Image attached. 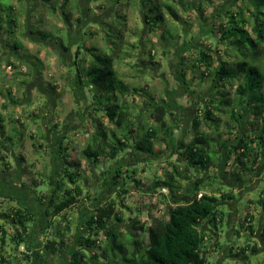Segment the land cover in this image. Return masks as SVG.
<instances>
[{
	"label": "trees",
	"instance_id": "1",
	"mask_svg": "<svg viewBox=\"0 0 264 264\" xmlns=\"http://www.w3.org/2000/svg\"><path fill=\"white\" fill-rule=\"evenodd\" d=\"M19 1L22 2V0ZM41 1L44 6L48 5L51 14L60 12L65 17V21L69 22L71 9H73L69 0H61L58 5L57 0L50 4L51 0ZM198 1V3L204 2V5L207 6L210 4V0ZM242 1L252 8V11H249L252 18L251 31L246 29L250 23L248 19L244 18V12L241 8L238 11H230L225 20L222 16L215 18L219 27L216 34L217 41L220 45L225 44L224 54L232 57L233 61L231 63L219 61L214 67L216 60L210 54V50L205 48L197 50L196 63H193L191 67L198 69V66H203V70L200 72L201 77L204 80L214 79L218 81L216 94L220 97L205 98L206 103L197 105L199 115H195L189 122L191 139L185 141V139L179 138L174 147H171L173 138L171 129L174 128L173 124L170 123L172 113L168 111L164 102H155L145 87L131 89L117 73L115 67L117 60L120 59L121 55L126 56L124 48L121 46L120 40L123 35L120 31L115 37H111L109 31H100L108 49L100 51L94 46L86 48L90 61L85 66L83 65L85 59L83 58L73 59L72 64H66L71 73L68 75L69 85L73 86L79 83L82 89L88 91L95 89L96 92L93 93L92 99L95 106L91 110L102 112L112 127L108 130L101 121L94 120L95 130L90 135L89 142L79 152L81 158L87 161L89 166H93L101 160L112 162L115 172L112 178L115 182L118 178L121 179L124 173L127 176L122 181L127 179L136 187L141 186L140 188H142L144 185L142 186L137 178L136 169H131V175H129L127 167L118 165L116 168L115 162L126 147L131 149L134 154H152L154 152L153 142L158 140L160 143H164L166 147L172 148L171 156L178 155L177 163L183 166L185 172L196 174L193 181L185 182L183 187L180 181L186 180V177L176 164L170 163L160 178L155 177L152 183L143 189L145 193L153 190L155 192L159 189L167 190V203L171 206L167 207L166 217L162 218L149 213L147 214V223L137 225L139 222L133 220L129 224L131 230L125 232L121 230L120 224L123 219L119 213V208H125L123 200L129 193V189L126 188L129 186V182H123L125 187L119 188L114 198L95 206L94 211L84 218L83 233H75L73 236L74 245L73 251L69 255L70 264H207L204 244L207 231L211 230L210 227L216 230L211 238L215 240V242L213 241L214 244L220 247L216 242L218 227L227 228L225 218L228 213L223 211V208L227 207L224 204L235 200V197L229 187L225 188L227 191H222L223 188L220 187L213 192L209 191L212 186L209 173L217 168L215 160L219 151L215 148H222L224 145H222V141H225L220 140L221 135L217 130L219 119L215 115L216 112L226 113L228 120L234 124L227 131V135L231 136L233 130H236L237 133L235 137L237 143L225 153V157L233 159V163H235L234 168L236 170L233 171L232 176H238V181H241L239 175L254 176L260 161L264 159V73L259 68V63L264 56V0ZM139 2L145 24L143 28L148 31L161 28L159 39L168 49L174 47L181 34L177 33L173 27L174 22L166 20L161 9L167 10L175 20L177 15L173 11L174 5L188 9L194 7L193 9H197L199 15H202V9L195 7L191 0H168L158 3V5L153 0H139ZM0 13V59L5 54L11 55V57L16 56L17 60L22 61V57L27 56V53L22 41L18 39L20 35L24 36L26 33L25 30L20 34L18 32L21 10L18 12L11 4L2 6L0 1ZM6 13L8 17L4 20ZM56 30L58 31L57 34L52 38L48 34L49 32L30 30V34L38 36L43 41L55 40L54 42L58 46L67 51L68 47L64 45L63 39L58 36L61 30ZM90 35L95 36L94 33ZM131 47L140 49V46L131 45ZM228 48L231 50L230 53H228ZM76 49V53H78V49L81 47ZM29 58L30 63L27 60L26 63L33 64L34 67H31V70L35 69L38 72L41 68V62L31 56ZM7 59L5 61L9 64ZM29 75L32 76L33 72L31 71ZM17 82L19 88H22L26 94L27 89L24 86L27 83L21 80ZM232 82H238L233 97L229 96V93L227 95L223 89H219ZM6 83L5 77L0 80V97L7 100L0 105V166L6 165L5 168L8 169L9 166L4 161L7 154H13L15 148L23 144L26 124L25 120L20 122L13 112L8 111L9 106L16 104V100L11 96L7 87L5 89L8 90H4L2 93L1 89H4ZM255 86L258 89H255ZM49 87L54 89L53 85H49ZM134 93L143 98L145 108L141 110V107V111L135 115V120L139 124L136 131H133L128 125L131 106L125 100ZM226 95L227 97H225ZM119 99L123 100L122 104L117 103ZM114 101L116 103H113ZM43 106L46 111L47 105L44 104ZM38 109L39 105L37 111ZM2 112H6L7 118ZM200 114L201 118H199ZM243 117L249 119V127L248 133L240 138L239 128ZM27 118L31 119L32 125L37 126L38 132L36 135H30V139L36 140L38 138L37 140L46 142V133L41 129L38 122L42 117L31 111ZM148 119L151 120L152 124L146 127L145 121ZM56 124H53L52 127L54 131L58 129ZM204 125L210 127L212 132L201 131ZM6 126L9 127V131L6 130ZM67 139V136H64L59 141L60 150L57 157L61 165V174L53 180L50 195L46 192L41 193V201L46 204L47 215L49 213L50 215L64 213L62 220L65 222L66 232L70 222L65 212L73 210L82 202L80 198L83 194V186L80 185V182L83 180V185L88 184L87 179L84 178V172L87 169H82L79 162L70 161L67 158L69 150ZM226 140L231 139L227 138ZM128 143L129 145H127ZM38 146L46 150V147L41 146L40 143ZM78 146V144L72 146L71 149L75 150ZM220 157L221 155L218 156V158ZM16 160L19 163L22 160L19 154L16 156ZM251 164H255L254 167ZM215 175L216 173L213 172V179L218 178ZM45 182L48 183V181ZM43 183V180L32 179L28 186L38 188ZM259 203L261 204V202ZM0 216L9 223L8 228L0 225V264H30L31 250L28 235H25L24 229L32 223V214L20 207L13 213H2ZM248 219L253 220V216L247 214L244 222ZM204 225L206 229H204ZM238 225L239 230L234 231L235 236L240 238L243 235L248 238V243L239 249L237 256V260L245 263V260L248 261V256L256 255L262 252V249L256 245L254 240L249 242V237L253 233L252 223L245 226L243 223ZM142 235L145 236V240ZM259 235L264 238L263 231H260ZM7 242L13 245L12 251L19 250V248L25 249L24 253L19 252L20 257L13 255L12 262L11 259L5 257L7 253L2 251ZM44 247L48 252L56 253L66 247V242L47 240ZM230 251L229 247V255L231 256Z\"/></svg>",
	"mask_w": 264,
	"mask_h": 264
},
{
	"label": "rangeland",
	"instance_id": "2",
	"mask_svg": "<svg viewBox=\"0 0 264 264\" xmlns=\"http://www.w3.org/2000/svg\"><path fill=\"white\" fill-rule=\"evenodd\" d=\"M0 1L2 6L11 4L18 12L21 10L18 32L20 34L25 30L26 33L24 36L20 35L18 39L22 41L27 53V56L22 57L24 61L17 60L16 56L11 57V55L5 54L0 59V80L5 77L7 82L1 91L3 93L4 90L9 89L11 96L16 100V104L9 106L8 111L13 112L20 122L25 120L26 124L23 144L15 148L14 154H7L6 160L9 161L11 170H16L15 175L22 176L21 180L27 181L28 184L32 179L43 180V192L50 195L53 180L61 174V165L57 157L60 150L59 141L62 137L67 136V144H69L67 158L70 161L79 162L82 169H87L84 172V178L87 179L88 184L83 185V180L80 182V185L83 186V194L80 198L82 202L73 210L65 212L70 222L68 231L66 232L65 222L62 220L64 213L52 215V219L48 222L49 227L42 232L40 237L56 241H59L61 237H65L66 246L71 248L75 233L82 234L84 231L82 228L84 217L82 218V215L85 211L80 212L81 208L89 210L86 213L87 215L92 213L95 206L114 198L118 189L125 187L123 182L127 183L129 181L127 179L122 181L127 176L123 173L122 178H118L115 182L112 178L115 173L112 162L101 160L99 163L89 166L87 161L81 158L79 152L89 142L90 135L95 130L94 120L101 121L108 130L112 127L102 115V112L91 110L95 106L92 100L93 93L96 92L95 89L89 91L82 89L79 83L73 86L69 85L68 75L71 73L66 64H72L73 59L83 58L85 59L83 64L85 66L90 61L86 48L94 46L100 51L108 49L100 31H109L111 37H115L120 31L123 35L120 40L122 42L121 46L124 48L126 56L121 55L120 59L117 60L115 65L117 73L131 89L145 87L155 102H164L168 111L173 115H171L170 123L174 126L171 129L173 135L171 147H174L179 138L185 139V141L191 139L189 122L195 115H199V103H206L205 98L220 97L216 94L218 81L214 79L204 80L200 75L203 66H198V69L191 67L193 63H196L197 50L199 48L209 49L210 54L216 60L214 67L219 61L231 63L233 58L224 54L225 44L220 45L217 41L216 34L219 27L215 18L222 16L225 20L230 11H238L241 8L244 12V18L249 20L250 24L246 29L250 32L252 18L249 11L251 12L252 8L242 0H210L208 6L204 5V2L198 3V0H191L195 7L202 9V15H199L197 9H193L194 7L188 9L180 5H174L173 11L177 15L176 20L171 17L167 10L161 9L166 20L174 22L173 27H175L177 33L181 34L174 47L168 49L159 39L161 28L153 31L143 28L145 24L143 23L142 7L139 0H69L73 6L69 22L65 21V17L60 12L51 14L48 5L44 6L41 0ZM53 1L51 0L49 4ZM153 1L158 5V3L167 2L168 0ZM56 3L57 5L60 4L61 0H57ZM7 17L6 13L3 19L5 20ZM56 29L61 30L58 36L63 39L64 45L68 47L67 51L58 46L54 42L55 40L43 41L38 36L30 34V30H38L44 33L49 32L48 34L52 38L58 32ZM91 33H94L95 36H91ZM131 45L140 46V49L132 48ZM79 46L81 49H78V53H76V48ZM230 51L228 48V53ZM29 56L41 62V68L38 72L35 69L31 70V67H34L33 64L26 63V60L30 61ZM5 59L13 66H9ZM259 68L264 73V56L259 63ZM31 71L33 72L32 76L29 75ZM18 80L27 83L24 86L27 89L26 94L22 88H19ZM237 83H227L219 89H223L227 92V95L229 93V96L233 97ZM49 85H53L54 89H50ZM6 87L8 89H5ZM254 88L258 89L257 86ZM125 100L131 106L128 125L133 131H136L139 124L135 120V115L145 109L144 100L135 93ZM117 101V103L122 104L123 100L119 99ZM5 102L7 100L0 97V105ZM113 103H116V101ZM44 104L47 105L46 111ZM38 105L39 109L37 111ZM31 111L42 117L38 122L41 129L46 133V142L37 140L38 138L36 140L30 139V135L38 134L37 126L32 125L31 119L27 118ZM2 113L7 118L6 112ZM215 115L219 119L217 130L221 135L220 140L225 141H222V145L224 144L222 148H215L219 151L218 156L221 155V157L218 158L217 156L215 160L217 168L209 173L212 181H210L212 186L209 191L213 192L218 187L223 188L222 191H227L225 188L229 187L232 189L235 200L224 204L227 205L223 208V211L228 213L225 218L227 228L218 227L216 242L220 247L216 246L214 244L215 240L211 238L216 230L210 227L211 230L207 231L204 244L207 264H264V240H262L264 238L259 235L260 231L264 233V159L260 161L254 176L239 175L241 181H238V176H232L233 171L236 170L234 168L235 163H233V159L225 157V153L232 145L237 143V138H235L237 133L236 130H233L231 136L227 135V131L234 124L228 120L226 113L218 111ZM199 118H201V114ZM248 120L243 117L240 121V138L248 133ZM53 124H56L58 128L55 131L52 128ZM151 124V120L145 121L146 127ZM28 125L32 126L29 127ZM6 128L9 131V127L6 126ZM201 131L211 133L212 129L204 125ZM133 135L135 136V134ZM227 138L231 140L227 141ZM39 143L41 146H45L46 150L39 147ZM77 144L79 145L78 148L72 150L71 147ZM153 151L152 154H134L131 149L126 147L115 162L116 168L118 165L127 167L129 175H131V169H136L138 172L137 178L141 185H144L140 188L141 186L136 187L134 183L129 182V186L126 187L129 189V193L123 200L125 208H119V213H121L123 219L120 224L123 232L131 230L129 224L133 220L139 222L137 225L147 223V214L149 213L162 218L166 217L167 207L171 206L167 203V190L159 189L155 192L153 190L145 193L143 189H146L145 187L149 186L155 177L160 178L164 170L168 169L170 163L176 164L177 168L186 177V180L180 181L183 187L185 182L188 183L195 178L196 174L194 172H185L183 166L177 163L178 155L171 156L172 148L166 147L164 143L155 140ZM18 154L21 156L20 163H22L25 171L21 170L20 163L14 159ZM254 165L251 164L252 167ZM213 172L216 173L217 179H213ZM45 181H48V183ZM2 188L4 186L0 185V191ZM6 207L7 205L2 208V211H6L8 209ZM247 214L252 215L253 220L248 219L244 222ZM239 223H243L244 226L252 223L253 233L252 236L248 235L250 236L249 242L254 240L256 245L262 249V252L248 256V261L245 260V263L237 260L239 249L248 243L247 236L242 235L238 238L234 234L235 230H239ZM5 226L9 227V223L7 222ZM204 229H206L205 225ZM225 229H227L226 232H224ZM142 238L145 240V236L142 235ZM11 247L13 248V245L7 242L5 246L7 254L11 252ZM229 247L230 254L233 257L229 255ZM20 252L24 253L25 249L20 248Z\"/></svg>",
	"mask_w": 264,
	"mask_h": 264
},
{
	"label": "crops",
	"instance_id": "3",
	"mask_svg": "<svg viewBox=\"0 0 264 264\" xmlns=\"http://www.w3.org/2000/svg\"><path fill=\"white\" fill-rule=\"evenodd\" d=\"M16 156L14 157L15 160ZM4 163H7L9 167L7 169L5 168L6 165L0 166V185L4 186V188H2L0 191V203H3L0 204V215L2 213H13L17 210V208L20 207L32 214V223L28 224L24 229L25 235H28L29 247L31 250L30 264H70L69 255L73 251L74 244H72L71 248L66 246L64 249H61L56 253H51L45 249L44 244L47 240L54 239L40 237L42 232L49 227L48 222L52 219V215H47L46 213V204L41 201V193L43 192L42 186L38 188L28 186L27 181L21 180L22 176L20 177L15 175L16 170H11V165L9 164L8 160L5 159ZM20 166L21 170L25 171V169H23L24 167L22 166V163H20ZM5 205H7L6 208L8 209L6 211H2V208ZM82 211H85L82 215V218H85L87 216L86 213L89 210L86 208H81L80 212ZM0 222V225L2 224L4 226L7 223V221L1 216ZM5 228L8 227L5 226ZM64 238L65 237H61L60 240L65 241ZM2 251L7 253L5 247L2 248ZM19 252L20 248L16 251L11 250V252L6 254L5 257L11 259L12 262L13 255H18L20 257Z\"/></svg>",
	"mask_w": 264,
	"mask_h": 264
}]
</instances>
